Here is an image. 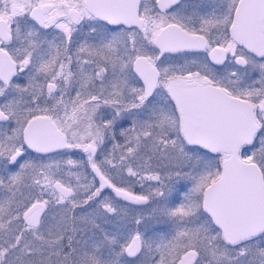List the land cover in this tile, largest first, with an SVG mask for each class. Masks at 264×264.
Here are the masks:
<instances>
[{
  "label": "snow or ice",
  "instance_id": "obj_1",
  "mask_svg": "<svg viewBox=\"0 0 264 264\" xmlns=\"http://www.w3.org/2000/svg\"><path fill=\"white\" fill-rule=\"evenodd\" d=\"M0 264H264V0H0Z\"/></svg>",
  "mask_w": 264,
  "mask_h": 264
}]
</instances>
